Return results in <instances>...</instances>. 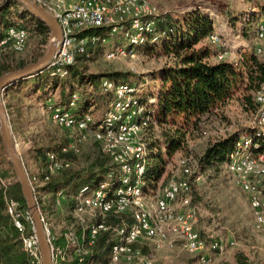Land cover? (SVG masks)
Wrapping results in <instances>:
<instances>
[{
	"label": "built area",
	"instance_id": "built-area-1",
	"mask_svg": "<svg viewBox=\"0 0 264 264\" xmlns=\"http://www.w3.org/2000/svg\"><path fill=\"white\" fill-rule=\"evenodd\" d=\"M59 23L62 36L56 52L47 68L51 77L65 79L70 67L76 62L77 54L86 52L88 38L79 34L92 28H107L110 36L122 34L126 45L107 52L109 61L123 58L134 59L139 49L147 44L159 42L166 32L157 31L156 20L159 10L147 0H31ZM255 53L264 52V12L256 20ZM28 30L11 27L0 46L10 45L17 53H23L29 44ZM222 37L212 32L206 39L211 44L222 46ZM105 42L100 37L93 42ZM226 51L220 50L217 61H226ZM239 60L228 61L238 65ZM105 93L115 96L109 110L101 118L90 112L79 115L77 112L81 97L73 93L66 104L49 99L47 106L52 122L64 130L67 143L59 152L49 151L41 172L28 173L29 183L37 196L38 191L53 179L73 166L64 155H79L89 141L96 142L104 155L118 167L116 173L94 187H85L74 198V218L84 228L82 245L72 228L66 233L68 248H76L80 257L89 254L100 235L111 232L117 239L108 260L103 264H156L154 258L143 254L137 246L150 241L156 251L174 249L177 243L190 255H198L201 264H211L212 254H225L236 246L234 241L224 242L210 237L207 241L197 229L198 216L192 208L193 162L181 158L178 167L182 178H171L149 201L144 189V176L148 170L149 154L143 139L146 129L153 122L154 110L143 99L142 88L107 79L102 81ZM255 103L259 107L256 125L264 127V84L255 93ZM260 138L261 140H257ZM253 142L240 138L227 157L226 170L235 177L236 183L248 195L256 230L264 234V137L260 132ZM0 188H7L0 177ZM64 191L56 194L58 207L66 203ZM5 212L21 234L23 249L31 258L32 264H42L39 240L33 217L23 210L18 201L7 199ZM111 218H121L113 225ZM132 221V222H130ZM45 223V220H44ZM50 239V231L45 223ZM52 245V244H51ZM69 250V249H68ZM68 250L55 249L52 245L53 264L59 261H73ZM87 264H96L90 261Z\"/></svg>",
	"mask_w": 264,
	"mask_h": 264
},
{
	"label": "rangeland",
	"instance_id": "rangeland-1",
	"mask_svg": "<svg viewBox=\"0 0 264 264\" xmlns=\"http://www.w3.org/2000/svg\"><path fill=\"white\" fill-rule=\"evenodd\" d=\"M2 1L0 0V3ZM147 1L156 7L162 15L168 14L180 22L183 21V16L193 11L202 12L215 21L218 20L219 28L222 30L219 33L222 37V46H217V49L218 51H226V61L236 60L234 55L244 46V49L255 52L257 45L255 39L256 20L257 16L264 12V0ZM214 32L218 33L217 26H214ZM47 42H42L40 37L31 33L28 48L23 53L15 52L11 46L5 50H0V65L4 56L13 60L11 61L12 71L20 69L22 63H28L27 65L35 63L41 57L39 55L44 54ZM205 43L208 44V41ZM95 44L93 46L94 53L91 54L94 60L81 65L84 71L87 74H101L111 71L130 72L136 76L132 78L134 81L130 83H135L142 88L144 101L153 102L150 103V108L156 112L155 109L157 110L159 105L161 84L159 81L152 80V76L167 61L161 51L153 52L150 49H139L138 56L134 59L123 58L109 61L106 58L108 51L127 44L124 36L122 34L114 37L109 35L105 42L99 41ZM258 57L264 62V52ZM48 77V71L45 70L38 76L10 87L2 94L12 129L15 149L27 174L41 172L46 161V154L53 150L47 151L45 149L65 144L68 139L67 133L51 120L47 103L49 99L56 102L61 100L62 87L59 85V87L49 89L48 84H46ZM61 84L63 83L61 82ZM89 111L96 118L103 116L102 111L96 108ZM259 111V107L253 99L248 102L241 92L236 94L222 111L207 116L203 120L202 132L189 137L182 151L177 152L173 158L165 157V160L169 162L165 175L155 186H149L146 190L148 200L153 201L154 196L158 194L168 180L183 177L178 167V161L181 158L192 160L194 171V175L190 178L192 208L195 209L198 216V231L207 241L210 237H214L226 243L231 241L236 243V246L229 249L225 254H217L219 256L217 261L211 264H240L239 257L241 255L246 260L245 264H264V234L255 228L248 195L238 186L235 177L227 172L226 163L220 167L208 169L206 172H201L198 166L199 158L204 154L206 148L217 140L235 133L241 134L242 139L248 138L253 142L256 141L257 136L254 137V135L258 132L264 137V127L256 125ZM159 136L160 131L156 128L153 135L145 132L143 139L152 140ZM95 143L91 139L83 146L79 155L71 154L73 155L70 159L73 162L72 169L82 170L90 164L98 150ZM4 173L6 174L5 177L3 176ZM13 174L16 175L12 164L10 165L6 147L3 149L0 145V177L4 180L7 188L13 182L18 181L17 176L14 177ZM60 177H55V181H58ZM50 198H44L46 205H49L48 200ZM67 201L70 199L66 195L65 203ZM46 207L47 212L44 213L46 219L44 220L49 231L56 234V238L62 237L65 233L68 216L71 217L72 225L69 227L72 228V231H74V226H82L74 218L73 212L70 215L67 214L65 205L58 208L62 211L58 216L56 214L60 211L57 210L56 206H52L51 209L49 206ZM39 209L41 211L40 207ZM41 213L43 214L42 211ZM137 249L154 258L156 264H201L193 255L186 253L180 243H177L174 249L156 251L150 241H144L137 246ZM70 255L68 253L72 259L73 256ZM63 262L72 261H68L66 258V261H59V264Z\"/></svg>",
	"mask_w": 264,
	"mask_h": 264
},
{
	"label": "trees",
	"instance_id": "trees-1",
	"mask_svg": "<svg viewBox=\"0 0 264 264\" xmlns=\"http://www.w3.org/2000/svg\"><path fill=\"white\" fill-rule=\"evenodd\" d=\"M183 18L182 22L175 20L168 14H161L155 18L157 31L166 32V36L157 43L147 44L140 48V50L150 49L153 52L161 51L167 59L164 66L152 76V80L159 81L161 84L159 105L157 110L155 109L153 122L145 132L153 135L157 128L160 131V136L152 140L144 139L149 154L148 170L144 176L145 191L149 186H155L165 175L166 167L169 164L165 157L173 158L177 152L185 148L189 137L202 132V123L207 116L222 111L239 92L243 94L246 101L250 102L253 99L255 103V93L264 84V62L255 52L245 50L237 66L228 61L213 63L211 58L216 55L217 46L205 42L207 37L214 32L216 21L199 11L188 13ZM11 27L24 28L28 30L30 35L32 33L40 37L44 43L48 41L51 32L46 24L32 16L18 0H3L0 3V43ZM79 37L89 39L86 52L76 55V62L70 67V74L67 78L61 79L49 75L46 84H48L49 89L61 85L59 103L63 105L68 102L73 93H78L81 97L77 108L79 115L96 108L102 111L104 116L109 110L110 104L115 100V96L104 92L102 81L107 79L116 83L137 86L135 83H130L134 81L132 78L136 76L123 71L87 74L81 65L94 60L91 56L94 53L93 46L95 44L93 38L107 39L109 29L92 28L84 30L79 34ZM8 47L10 45L0 47V50H5ZM42 55L39 56L42 57ZM10 59L4 56L0 65V77L12 72L11 61L13 60ZM27 64L22 63L19 68ZM240 138L241 134L235 133L209 144L204 154L199 158L200 171L206 172L208 169L225 164L228 155ZM257 140L260 141L261 139L258 138ZM65 144L45 150L53 149L51 151L59 152ZM0 145L5 149L1 135ZM95 145L98 150L86 168L82 170L71 168L63 172L58 181L53 179L51 183L38 191L36 200L43 212L44 219H46L44 214L47 212L46 206H49L50 209L52 206H56L57 210L60 211L56 215L61 214L62 211L58 209L56 204V194L59 191H64L70 199L65 204L67 214L70 215L75 208L74 197L81 189L94 187L107 180L110 173L118 171V167L113 161L101 152L99 145L97 143ZM71 156L73 155H64L69 160ZM5 175L4 173L3 176L5 177ZM13 176L16 175L13 174ZM46 197H51L48 200L49 205H46L44 201ZM7 199L18 201L21 208L28 211L18 181L13 182L8 188H0V264H32L30 256L23 249L21 234L14 226L10 216L5 212ZM111 219L109 224L116 225L121 222V218ZM67 222L62 237L56 238V234L50 231V242L55 249H69V255L71 253L70 256H73L72 262L61 264H79L80 257L75 254L76 248H68L66 239V233L71 229L69 226L72 225L70 216H68ZM74 231L82 245L85 242L82 240L83 226H74ZM116 242L117 239L111 232L102 233L89 254L83 257L84 262L82 264H87L90 261L96 264L105 263ZM239 258V263L245 264L246 260L243 255Z\"/></svg>",
	"mask_w": 264,
	"mask_h": 264
},
{
	"label": "water",
	"instance_id": "water-1",
	"mask_svg": "<svg viewBox=\"0 0 264 264\" xmlns=\"http://www.w3.org/2000/svg\"><path fill=\"white\" fill-rule=\"evenodd\" d=\"M21 5L35 18L46 24L51 31L47 42L46 50L41 58L35 63H31L18 70L8 72L0 77V133L6 147L9 161L16 173L18 182L21 185L24 198L27 203L28 211L31 213L42 257V264H53L52 245L48 232L45 227L44 218L39 209L35 193L29 183L27 171L23 162L16 152L11 125L8 118L7 109L4 105L2 94L10 87L35 77L47 70L53 58L58 42L61 39L62 31L58 21L43 8L31 0H18Z\"/></svg>",
	"mask_w": 264,
	"mask_h": 264
},
{
	"label": "crops",
	"instance_id": "crops-1",
	"mask_svg": "<svg viewBox=\"0 0 264 264\" xmlns=\"http://www.w3.org/2000/svg\"><path fill=\"white\" fill-rule=\"evenodd\" d=\"M68 3H70V2H72L73 0H66ZM215 26H217V31H218V33H221L222 32V30H221V28H219V25H218V20H216V23H215ZM221 35V34H220ZM245 47V46H244ZM244 47H243V49L242 50H239L234 56H235V58H236V60H239L240 58H241V55H242V53L246 50V49H244ZM219 51H217V53H218ZM217 53H216V55H217ZM216 55L215 56H213L212 58H211V62H213V63H217L218 61H214V60H216L217 58H216ZM58 91V90H57ZM56 91V92H57ZM221 255V254H220ZM197 260H198V262H199V256L198 255H195L194 256ZM217 257H219L217 254H212V259H213V261L212 262H216L217 261ZM221 257V256H220Z\"/></svg>",
	"mask_w": 264,
	"mask_h": 264
}]
</instances>
